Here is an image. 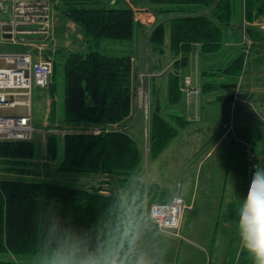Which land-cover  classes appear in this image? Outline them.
Returning a JSON list of instances; mask_svg holds the SVG:
<instances>
[{
  "label": "trees",
  "instance_id": "1",
  "mask_svg": "<svg viewBox=\"0 0 264 264\" xmlns=\"http://www.w3.org/2000/svg\"><path fill=\"white\" fill-rule=\"evenodd\" d=\"M58 1L62 3L61 11L79 24L91 41L87 51H70L53 61V80L57 72L64 80L58 121L67 127L90 125L101 130L65 132L61 152L58 135L49 134L46 157L57 162L58 172L107 173L128 182L142 170L141 150L127 131L112 125L123 121L131 111L132 59L129 54L103 52L100 42L130 40L138 25L134 10L118 0ZM147 1L160 4L155 12L165 17L152 28L149 40L158 46L169 40L171 51L178 57L174 69L187 63L196 43L205 53L218 51L237 18L233 0ZM243 17L248 22L264 18V0H243ZM243 30L254 40L258 37L251 26ZM244 62L240 52L232 57L225 72L237 75ZM181 93L175 71L170 74L168 95L176 100ZM55 117L56 104L52 100L50 119ZM186 123L179 115L152 111L150 157L159 154ZM36 155L32 141H0V169L16 173L0 177V253L8 255L0 257V264H51L19 260L31 254L98 262L114 258L124 264L129 254L124 231L125 201L101 192L100 187L27 178ZM256 168L264 169V151Z\"/></svg>",
  "mask_w": 264,
  "mask_h": 264
},
{
  "label": "crops",
  "instance_id": "2",
  "mask_svg": "<svg viewBox=\"0 0 264 264\" xmlns=\"http://www.w3.org/2000/svg\"><path fill=\"white\" fill-rule=\"evenodd\" d=\"M238 3L236 12L238 19L236 18V22L232 24L233 27L228 29L226 38L218 51L205 53L201 45L196 43L188 55L187 63L174 69L173 52L168 45H166L167 48L162 45L157 48V57L160 61L166 59L164 64H150V59L147 61L148 65H144L145 73L141 74L142 72L139 71L133 73L135 85L138 84V78L140 81L143 75L149 77L152 111L156 110L165 116L176 114L187 121L179 128L170 143L155 157H151L153 165L150 166L146 160H143L142 170L128 182L113 179L107 173L76 172L66 176L72 183L70 185L85 188L100 187L101 192L114 194L125 201L124 231L129 254L124 264H226L229 262L225 258V251L221 252L220 249L228 248L232 241L231 236L233 233L235 236L238 231V227L231 226L227 220L229 221L235 212H238V206L242 205L247 194V189L242 187L244 185L242 177H248V175L244 165L241 140L249 139L251 133L245 124H241V120L251 119V112L247 110L248 101L252 102L250 105H254L260 116L264 115V69L262 66L249 67L247 63H244L237 75L225 72L232 56L235 57L242 51L248 52L245 47L242 48L243 44H240L243 39L247 37L251 43L264 42V18L255 19L252 22L246 21L243 17V0ZM4 7L6 9H0L1 19L8 18L6 3ZM59 10L53 9V38L45 50L53 60L61 59L70 51L85 52L91 42L83 28L65 15L61 9ZM134 16L138 23L135 33L139 29L144 30L143 28L149 30L158 21L165 19L149 11L134 12ZM247 26L255 28L262 37L258 34L254 40L251 35L244 33L243 29ZM2 45H6L5 47L9 49L6 52L0 50L1 53L22 49L20 45L7 42L2 43L0 48ZM236 45L240 47V50L237 49L238 52L231 50ZM100 48L105 53L115 54L110 51H115V40H102ZM130 50V53L124 54H131L134 67L138 61V52L133 53L132 49ZM256 52L263 54L264 50L258 49ZM248 53H243L245 62ZM152 56L151 48L144 57L146 60ZM0 60L3 62L0 66H4L5 61L1 58ZM170 60L172 63H169ZM175 71L179 76L182 92L176 100L168 95L170 74H174ZM187 75L191 76L192 85L199 90L197 104L195 101L187 100L181 89L183 77ZM53 83L52 78L49 88H34L32 106L35 103L37 107L39 105V108H42L44 106L42 100H45L44 102L48 105L47 96H53ZM235 90H240L241 98L233 96ZM53 98L55 99L53 96L51 101ZM235 103L237 114L233 127V123L228 122V119ZM137 108L136 101H133L129 118L118 124L128 121L124 124L128 134L131 136V133H134L141 137L142 126L137 127L135 125L137 121H130V117L134 115ZM47 110L49 111L48 107ZM46 113H43L42 120L44 116L46 117ZM219 118L223 121L216 124L215 120ZM209 120L212 121L211 124L203 126ZM190 123H196V125L193 126ZM112 126L115 127V124ZM89 127L90 125L70 126L72 129L69 131L81 132ZM129 129L132 131L130 132ZM166 153L169 158L163 163L161 159ZM166 167L170 169V172H165ZM36 172L42 173L41 170ZM47 173L49 175V172ZM54 173L59 172L54 171ZM167 175L170 178L165 180ZM60 177L62 176L58 175L52 180L58 181ZM175 195L182 196L188 207L176 231L161 230L150 219L147 208L151 203L168 202ZM137 216L139 220L136 219ZM148 222L152 223V227L148 225ZM151 228L155 231L153 232ZM229 234L230 237L227 239L226 236ZM234 242H240V240L237 239ZM212 256H214L213 261Z\"/></svg>",
  "mask_w": 264,
  "mask_h": 264
},
{
  "label": "rangeland",
  "instance_id": "3",
  "mask_svg": "<svg viewBox=\"0 0 264 264\" xmlns=\"http://www.w3.org/2000/svg\"><path fill=\"white\" fill-rule=\"evenodd\" d=\"M51 1L53 3L55 10L61 9L62 3L60 1H58V0H51ZM103 1L107 3L109 0H103ZM238 2H240V0H233L235 13L238 11V4H239ZM118 3L120 5H127V6L131 7L134 10V12H136V13H140L143 11H149V12H153L155 15H157V13L155 11L160 6V4L158 6V5H155V3H151L147 0H139V2H134L133 0H118ZM158 16L160 17L161 15H158ZM0 17H1V14H0ZM152 28L149 30H148V28H143L144 30H140V29L137 30L136 33H134V36L130 40H127V41L115 39V51L110 50L111 53L115 52V54L130 53V51H131L130 49H132L133 53H136V51L138 52V54H137L138 55V61L136 64H134V67L132 66V73H135L136 71L142 72L141 74L145 73L144 72V70H145L144 65L145 66L148 65L147 61H149L150 59H151L150 64H153V65H157L156 63H158V64L163 63L164 64L166 62V59H164V60L162 59L163 61L159 60V58L157 57L158 56L157 48L159 46L155 45L154 43H152L149 40V34H150ZM258 34L260 37H262V34L260 32H258ZM255 37H257V36H255ZM240 44H243L242 48L245 47V49H247L249 52L248 53V52L242 51V53H244V54L248 53L247 54L248 58H247L246 62H244V63H247L249 65V67H252L255 65H260L264 69V53L262 54L261 52H256V50H258V49L264 50V42L261 41V42L251 43V40H248L246 37V39H243V41H241ZM163 45L165 48H167L166 45L169 46V40L168 39L165 40ZM5 46L6 45H2V47L0 48L1 52H6V50L9 49V47H5ZM151 48H152L153 56L151 58H146V60H145L144 56L146 55V52L149 51V49H151ZM239 48L240 47H238L236 45V47H234V49H231V50L238 52L237 49H239ZM139 51H140V53H139ZM165 51H167V49ZM259 54H262V55H259ZM129 55L131 56V54H129ZM172 55H173L172 59L175 57L174 61H173V64H174L175 60L178 57H176V55H174V54H172ZM232 57H234V56H232ZM131 58H132V56H131ZM171 60L169 63H172ZM0 65H3L2 60H0ZM173 67H174V65H173ZM135 76H136V74H135ZM185 77H189V80L192 84L191 76L187 75ZM183 79H184V77H183ZM53 82H54L53 83V85H54L53 96L55 97V99L54 98L53 99L55 100V102L57 104L55 119L53 121L50 119L51 109L49 108V103H50L51 98L53 96H51V95L47 96V98L49 99L48 105L44 102L45 100H42V103L44 105L42 107L43 109L39 108L38 104H37L38 105V107H37L35 105V103H34V106H32V108H33L32 109L33 110L32 123L35 127V132L33 134V139L31 141L34 142V144L36 146V154L37 155L32 161L33 165L30 166V170L32 171V173L26 175V177L31 178V179H39V177H40L41 179H44V180H49V178H51L50 180H52V178H56L59 175V176H62L59 178V180H58L59 182H62L65 184H72L71 182H69V180H67L69 178L66 177V176H69L71 174L63 173V172L54 173V171H56L55 167H56L57 162L46 157L45 143H46L47 136L49 134H52V133H55L56 135H58V137H59V151L61 152V147H62L61 146V137L65 132L72 129L70 127L68 128L67 126L62 125L58 121L61 118L62 98H63V88H64V80H63L62 74L60 72L56 73ZM137 82H138L137 85H135L133 82V87H132V91H131V110H132V102L133 101H136L138 108H137V110H135L134 115L132 117H130L131 118L130 121L131 122H133L134 120L137 121V122H135L136 123L135 125L137 127L142 126L143 130H141V137L134 135V133H131L132 134L131 136L133 139L136 138L135 141L138 143L139 148L141 150L142 161L146 160V162L148 164H150V166H152L153 164L151 161V157H149L150 155H149V145H148L149 144V131H150L149 130L150 118H151V113H152V110H151V108H152L151 107L152 96H151V91H150V86H149V77H146V75H143L141 77L140 81L138 78ZM198 96H199V93H197L196 95H193L190 100L195 101L197 104V101H198L197 97ZM233 96L241 98L240 90H235V94ZM192 99H194V100H192ZM237 100H239V99H237ZM250 102L251 101H248L249 106H248L247 110H250V112H251V115L249 114L251 119L248 121H244V119H243V120H241V124L246 125V128H248V131H249V133H251V135H250L249 139L242 138L241 147L243 148V144H249L250 147L252 148L255 156H256L254 163L255 162L257 163V160L261 159V156H262L263 151H264V118L263 119L261 118V117H264V115L260 116V113L256 111V108L254 107V105H252V104L250 105ZM235 106H236V103L233 104V106H232L233 111L231 110L230 115H229V119H228V122L230 121L231 123H233V127L235 125L234 120H235L236 114H237ZM47 107H48L49 111L47 110ZM8 111H9V113H12V114L13 113H23L24 109L22 107H17L15 109L8 110ZM44 112L45 113L47 112V113H46V117L44 116V118L42 120ZM130 113H131V111H130ZM34 117H35V119H34ZM127 118H129V117L127 116L125 119H127ZM220 121H223V119L221 120L219 118L217 121L215 120V123L218 124ZM126 122H128V121H126ZM126 122L121 123V124L116 123L115 128L127 131V129H126L127 127L124 125V124H126ZM211 122L212 121L209 120L207 123L205 122L203 126H205L206 124H211ZM190 125L194 126V125H196V123H190ZM96 127L101 130V128L99 126H90L88 129H85V130H88V132H92V130ZM85 130H82V131H85ZM129 131L131 132L132 130L129 129ZM238 145H240V144L238 143ZM242 154H243V157L245 160L244 165L246 168V159L244 156V152H242ZM168 156H169L168 153H166L164 155V158L161 159V161L163 163L167 162L168 158H169ZM165 166H166V164H165ZM168 169L169 168L166 167L165 172H167V173L170 172V169H169V171H168ZM37 170H41L42 173L37 174V172H36ZM47 172H49V175ZM56 172H58V171H56ZM252 172H248L246 170L248 177H244V176L242 177L243 183H244V185L242 187H244L245 190L247 189V191L249 188V181H250V179H252V175H253ZM41 174H43V176ZM4 176H16V173L10 169H0V177H4ZM166 178H170V177L167 175V176H165L164 179L166 180ZM52 181H54V180H52ZM242 192H243V188H242ZM240 207L241 206L239 205L238 206V212H239ZM238 212H235V215H233V217L230 218L229 221L227 220L228 224H230L231 226L238 227V220H239ZM136 219L139 220L138 216ZM148 225L150 227H152V223L148 222ZM152 231L154 232L155 230L152 229ZM234 234L235 233H233V236H231L232 241H231L230 246L228 248L225 247L224 249H220L221 252L225 251V253H226L225 258H227V260H229V262L226 264H253L252 258L249 256V254L245 250L242 249L240 242H234V240L239 239L238 231H237L235 236H234ZM229 237H230V234H229V236L228 235L226 236L227 239H229ZM220 255L221 254H219V256ZM0 257H8V255L0 253ZM211 259L213 261L214 256H212ZM19 260L21 262H25V263L26 262L27 263L46 262V263H51V264H83V262L86 261V260H81V259H76V258L46 256V255H33V254L21 256V257H19ZM91 262H93V264H101V263L102 264H109V261H106V262L105 261L104 262L91 261Z\"/></svg>",
  "mask_w": 264,
  "mask_h": 264
},
{
  "label": "built area",
  "instance_id": "4",
  "mask_svg": "<svg viewBox=\"0 0 264 264\" xmlns=\"http://www.w3.org/2000/svg\"><path fill=\"white\" fill-rule=\"evenodd\" d=\"M5 3L8 18H0V45L7 42L20 45L22 49L0 52V58L5 61L4 66H0V141H31L35 132L32 123L34 88L47 89L52 84L54 60L45 50L53 38V3L51 0H0L1 10L6 9ZM182 84V91L191 101L198 89L189 77H184ZM17 107H22L24 112L9 113L8 110ZM99 132L97 127L92 130V133ZM242 150L246 170L254 172L256 156L252 148L243 144ZM187 207L184 198L175 195L168 202L151 203L147 210L159 229L176 231Z\"/></svg>",
  "mask_w": 264,
  "mask_h": 264
},
{
  "label": "clouds",
  "instance_id": "5",
  "mask_svg": "<svg viewBox=\"0 0 264 264\" xmlns=\"http://www.w3.org/2000/svg\"><path fill=\"white\" fill-rule=\"evenodd\" d=\"M240 244L253 260L264 264V169L254 168L247 194L238 212ZM83 264H93L85 261ZM110 264H116L115 260Z\"/></svg>",
  "mask_w": 264,
  "mask_h": 264
},
{
  "label": "water",
  "instance_id": "6",
  "mask_svg": "<svg viewBox=\"0 0 264 264\" xmlns=\"http://www.w3.org/2000/svg\"><path fill=\"white\" fill-rule=\"evenodd\" d=\"M115 260L114 258H112L110 261H109V264L111 261ZM116 264H118V262L115 260Z\"/></svg>",
  "mask_w": 264,
  "mask_h": 264
},
{
  "label": "bare ground",
  "instance_id": "7",
  "mask_svg": "<svg viewBox=\"0 0 264 264\" xmlns=\"http://www.w3.org/2000/svg\"><path fill=\"white\" fill-rule=\"evenodd\" d=\"M198 91H199V90H198ZM10 102H12L13 104H16L15 102H13V101H11V100H10Z\"/></svg>",
  "mask_w": 264,
  "mask_h": 264
}]
</instances>
